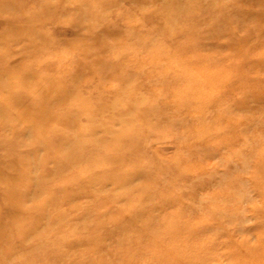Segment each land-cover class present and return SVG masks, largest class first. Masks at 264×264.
<instances>
[{"label": "rangeland", "instance_id": "obj_1", "mask_svg": "<svg viewBox=\"0 0 264 264\" xmlns=\"http://www.w3.org/2000/svg\"><path fill=\"white\" fill-rule=\"evenodd\" d=\"M0 264H264V0H0Z\"/></svg>", "mask_w": 264, "mask_h": 264}]
</instances>
